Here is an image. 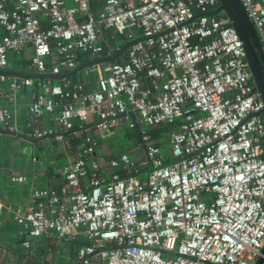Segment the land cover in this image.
<instances>
[{
	"label": "built area",
	"instance_id": "obj_1",
	"mask_svg": "<svg viewBox=\"0 0 264 264\" xmlns=\"http://www.w3.org/2000/svg\"><path fill=\"white\" fill-rule=\"evenodd\" d=\"M73 1L0 0V72L30 46L40 78L34 86L12 77L11 90L31 88V121L48 115L60 130L33 137L75 152L62 187L34 190L15 218L26 253L43 237L83 238L74 264H256L264 248V101L237 31L214 14L220 0H101L97 13L92 0ZM240 1L264 53V0ZM105 31L134 43L123 58L85 69L97 74L96 88L65 76L55 83L51 77L79 68L81 54L121 51L102 41ZM94 114L102 135L130 117V128L183 121L168 134V158L145 133L140 160L122 154L103 164L87 129ZM12 120L0 103V123ZM65 132L85 146L74 149Z\"/></svg>",
	"mask_w": 264,
	"mask_h": 264
},
{
	"label": "crops",
	"instance_id": "obj_2",
	"mask_svg": "<svg viewBox=\"0 0 264 264\" xmlns=\"http://www.w3.org/2000/svg\"><path fill=\"white\" fill-rule=\"evenodd\" d=\"M68 6L75 5L73 0H65ZM102 2L101 0H95ZM91 1V7H92ZM103 7V5H102ZM102 7L94 13H97ZM136 37H141L139 31H135ZM115 37L113 31H105L102 41L112 40ZM126 44V42H125ZM124 44V45H125ZM128 49V48H127ZM127 51V50H126ZM126 51L119 57L123 58ZM32 49L26 46L18 58L11 56L9 69L0 73V103L8 106L13 114L10 125L0 123V264H74L76 262L77 247L71 243L59 242L49 237H43L32 241L31 252L24 250L21 237V228L16 222L18 214H25L32 205V194L34 190L44 188L60 189L64 182V168L69 166L75 157V152L68 151L65 147L54 141L52 137H33L36 130L52 128L60 131L50 116L45 115L40 121L33 122L30 119L28 106L32 101L31 88H20L16 92L11 90L12 77H30L36 86L39 76L34 74L30 66H25L30 61ZM106 56H101L103 58ZM98 57L90 54H81V65L74 71L64 73L63 76L51 77L58 83L64 76L74 82H84L87 90L96 88L97 74L86 75L85 69L93 65ZM12 65V66H11ZM76 80V81H75ZM94 123L87 126L90 134L99 140L96 157L103 164L110 160L118 159L122 154L129 155L133 160H140L144 155V145L140 138L142 149L133 145L127 152L123 153L119 142L123 138L122 132L133 117L116 128L110 135H102L95 126L97 115L94 114ZM75 125L79 122L75 120ZM65 139L69 140L74 149L80 151L84 146L83 137H76L71 132L64 133ZM162 151V150H161ZM108 169L105 174L110 173ZM13 175L27 177L25 183L14 184L11 182ZM81 243L84 239L81 238Z\"/></svg>",
	"mask_w": 264,
	"mask_h": 264
},
{
	"label": "water",
	"instance_id": "obj_3",
	"mask_svg": "<svg viewBox=\"0 0 264 264\" xmlns=\"http://www.w3.org/2000/svg\"><path fill=\"white\" fill-rule=\"evenodd\" d=\"M221 12L227 16L230 24L237 31L243 42L256 88L264 101V53L262 51L259 34L240 0H220V7L214 14H219ZM133 43L134 42H127L117 54L99 58L92 64L108 63L117 60ZM18 75L25 76L21 74ZM138 129H140V127H138ZM256 264H264V248L262 250V257Z\"/></svg>",
	"mask_w": 264,
	"mask_h": 264
},
{
	"label": "trees",
	"instance_id": "obj_4",
	"mask_svg": "<svg viewBox=\"0 0 264 264\" xmlns=\"http://www.w3.org/2000/svg\"><path fill=\"white\" fill-rule=\"evenodd\" d=\"M102 5H103L102 2H96L95 0H93V2H92V8L94 11H96L98 8L102 7ZM111 42H112V45H117V46H120L122 48L124 46L126 40L124 37L115 33V37H113ZM15 55H14L15 58H18V60H19V56H17V54H15ZM102 55L103 56L108 55V48L105 49V51ZM30 64H31V61H27L25 63V66L28 67V66H30ZM182 121H183L182 118H178L175 121V123H173V124H163V125H160L157 127H150V128H148V131L146 133L149 134V136L152 139V142L157 147L161 148V150H162L164 148V146H166V143L168 141V134H170L172 132H178L180 130V125L182 124ZM142 127L143 126H140V129H138V128H130L129 125L126 126V128L122 132V136L125 139L129 140L130 143L127 145V147L121 146L123 153L124 152L126 153L127 150L130 147H132L134 144L138 145L139 149L143 148V146L141 145V142H140V138L142 139V136L145 134L142 131ZM80 244H81V242H72L71 245L73 248H75L77 246H80Z\"/></svg>",
	"mask_w": 264,
	"mask_h": 264
},
{
	"label": "rangeland",
	"instance_id": "obj_5",
	"mask_svg": "<svg viewBox=\"0 0 264 264\" xmlns=\"http://www.w3.org/2000/svg\"><path fill=\"white\" fill-rule=\"evenodd\" d=\"M12 66V65H11ZM148 128H150V127H146V126H143L142 127V131H143V133H146L147 131H148ZM130 142H129V140H127V139H125L124 137L121 139V141L119 142V147H121V146H125V147H127V145L129 144ZM168 152H169V142L167 141V143H166V146H164V148L162 149V153H163V155L166 157V158H168Z\"/></svg>",
	"mask_w": 264,
	"mask_h": 264
}]
</instances>
